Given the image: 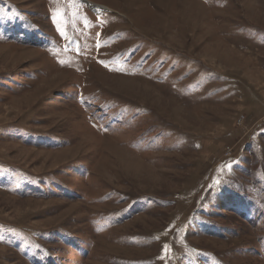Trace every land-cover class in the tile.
Segmentation results:
<instances>
[{
    "label": "rangeland",
    "instance_id": "obj_1",
    "mask_svg": "<svg viewBox=\"0 0 264 264\" xmlns=\"http://www.w3.org/2000/svg\"><path fill=\"white\" fill-rule=\"evenodd\" d=\"M0 264H264V0H0Z\"/></svg>",
    "mask_w": 264,
    "mask_h": 264
},
{
    "label": "water",
    "instance_id": "obj_2",
    "mask_svg": "<svg viewBox=\"0 0 264 264\" xmlns=\"http://www.w3.org/2000/svg\"><path fill=\"white\" fill-rule=\"evenodd\" d=\"M90 6L93 7V5H90ZM96 9H102V7L96 6Z\"/></svg>",
    "mask_w": 264,
    "mask_h": 264
}]
</instances>
